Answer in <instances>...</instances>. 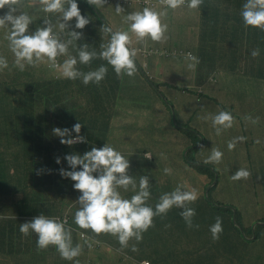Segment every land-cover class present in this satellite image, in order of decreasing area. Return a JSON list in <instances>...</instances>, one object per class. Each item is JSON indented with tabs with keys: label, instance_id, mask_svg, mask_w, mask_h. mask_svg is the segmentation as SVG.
Here are the masks:
<instances>
[{
	"label": "trees",
	"instance_id": "16d2710c",
	"mask_svg": "<svg viewBox=\"0 0 264 264\" xmlns=\"http://www.w3.org/2000/svg\"><path fill=\"white\" fill-rule=\"evenodd\" d=\"M22 1L18 6V13L27 12L31 16L30 33L37 28L45 27V19L51 21L53 32L61 42L71 39L69 35L71 31L83 33L79 40H74L69 46V54L77 56V59V50L84 44L88 45L89 51L95 50L99 54L101 44H106L110 39V34L104 33L101 28V25H110L104 20L106 17L100 11V7L88 4L87 0H78V4L82 15L91 22L84 29H76L74 18L73 21L67 22L69 26L63 32L58 27L60 13H45L39 0ZM187 2L188 0H185V4L181 7H186ZM246 2V0H214L211 8L208 0H203L201 8L190 12L224 13L220 29L227 34H223L222 39L235 34L239 40L246 41L247 45L240 47L236 43L239 47L235 50L222 49L216 53L215 50H201L199 58L205 65L186 59V76L181 77V82H177L180 77L177 76L172 80L173 83L166 77V73L173 68L165 62L175 54L157 57L164 60H158L159 74L154 75L156 71L153 69L151 59L156 56L151 57L149 64L144 66L141 54L137 52L134 58L137 71L133 77L126 74L123 78L118 77L114 68L97 55L87 65L78 62L77 68L88 72L104 65L108 68L105 78L99 84L89 83L88 91L69 89L66 86L84 87L82 79L63 78L60 72L50 68L48 63H41L39 67L26 65L22 72L16 68L15 57L8 47L9 42L5 39L8 29L0 28V56L6 57L9 62V68L0 72L2 88L0 93V264H76L77 260L79 264H141L140 262L146 259L152 264H252L250 259L254 257L258 260L256 264H264V250L257 251L256 256L250 257L246 263L248 258L239 249L241 244L248 241L246 239L251 238L253 234H255L253 242L264 243V223H262L264 218H256L257 211L264 213V139L256 135L264 132V112L263 107H252L256 104L251 100L254 93L260 94L264 90V31L258 27H245L241 12ZM105 4L112 3L107 1ZM6 10H0V15ZM254 49H259V56L255 58L251 55ZM59 58L64 61L67 56H59ZM229 62L234 64L230 66ZM192 63H195V67L190 68L189 64ZM37 68L40 71L34 72L33 70ZM161 75L162 79H160ZM234 75L238 76L241 82L247 81L248 86L244 83L246 88H237V90L229 88L228 82ZM214 77L217 80H214ZM57 80L65 86L54 91L51 87ZM154 83L159 84L153 86ZM121 85H125L123 89L118 88ZM146 85L149 86L147 91H145ZM158 86L166 95L171 87L179 92L182 98L184 93H190L201 99L197 104H190L194 113L189 119L182 121L181 112L176 116L181 118L183 126L188 127V129L180 128V132L184 135V140L181 141L177 151L184 165L183 169L180 168L188 172L189 179L197 177L200 180V183L196 184L197 182L192 183L189 179H185L182 184L186 186L184 190L195 188L198 192L197 200L187 204V207L194 208L196 212L193 217L194 227L189 228L181 217L180 213L183 209L173 206L166 215L153 218L154 226L143 233L142 241L137 242L133 238L127 248H121L116 236L106 233L96 235L91 229H81L75 224V213L80 208L77 199L82 193L74 189L75 181L62 177L59 170L61 168L71 170L64 160L67 154L83 155L93 146L103 147L105 143L112 144L110 140L118 142L119 138L109 139L101 130L109 128L110 136L115 129L116 133L126 127L134 129L136 114L133 115L130 111L135 112L134 107H141L142 104L153 108L154 111L160 108V113L159 110L154 112L157 119L153 127L158 126L155 144L158 147L162 146L163 141L168 144L167 138L163 135L167 134L170 128L163 126V123H168L169 118L165 116L164 110H168L171 106L159 94ZM188 88L191 92H187ZM125 90L133 92L130 98L142 97L143 101L132 104L126 101L120 102L119 98L125 95ZM90 91L93 93L91 97ZM222 94L229 103L227 110L232 113L238 124L237 129H234V135L231 128L222 131H230L234 138L243 136L246 139L238 142L233 152L228 146H226L228 151L220 150L223 152V158L219 164H205L204 160L214 147L209 136L205 135V131L210 130L215 133L216 130L210 119H205L204 125L199 124L202 130H199L193 121L196 116L200 122L203 117L220 112L221 108L215 95ZM167 98L175 106L174 98L172 96ZM62 99L68 101L63 103ZM152 99L153 101H150ZM158 102L163 106L158 105ZM77 106L88 108L87 110L70 109ZM253 108L259 109L255 111ZM99 114H102L103 125L100 120L95 122L96 127L100 128L96 134L88 127ZM243 114L250 115L253 120L258 117V123L246 120L247 116H242ZM170 119L171 122L173 118ZM77 122L83 125L80 135L85 136L87 142H78L71 146L60 143L61 138L53 134V129L56 127L71 129ZM159 126H163L167 131L160 132ZM138 130L140 131V128ZM72 135L75 136L76 133L73 132ZM226 136L228 139L229 136ZM185 140L188 142L185 143ZM185 149L187 151L184 154ZM149 150L153 153L152 166L155 156L158 155L146 145H141L140 148L133 146L129 152L118 150L130 161L128 174L137 184L136 191L139 190L140 180L136 174L144 167V156ZM57 157L61 159L60 164L56 163ZM171 160L176 166L178 165L177 159L171 157ZM159 168L164 169V164L159 165ZM240 168L247 169L251 175L248 179L233 182L231 177ZM37 170H40V174H37ZM158 175L162 177L166 174L158 172ZM180 175L184 176L182 173ZM146 176L152 180L153 177L158 178L152 172L149 175L146 173ZM239 181H242L243 190L240 189ZM246 181H253L255 188L247 189ZM257 182L258 186H256ZM178 185L180 184L177 183ZM150 187L152 184L149 183V190L152 189ZM176 187L168 188V193ZM118 191L127 199L135 194L131 186L127 191L123 188H119ZM244 198H246V206L239 201ZM159 200L160 196L154 199L150 196L146 204L155 210ZM46 210L50 218H59L65 222L66 228L72 229L73 246L76 244L82 246L81 255L74 260L63 259L53 245L38 250L37 234L30 230L29 235L25 236L20 232L21 223L29 222L40 214L45 215ZM218 216L222 218L223 231L218 239H213L210 226L216 223ZM256 221L260 222L253 225ZM195 225L199 227L196 228ZM205 231L206 236L203 234ZM86 241L91 242V248ZM203 242L204 244L208 242V245L203 246ZM133 245L138 251L131 250Z\"/></svg>",
	"mask_w": 264,
	"mask_h": 264
},
{
	"label": "clouds",
	"instance_id": "9594fccd",
	"mask_svg": "<svg viewBox=\"0 0 264 264\" xmlns=\"http://www.w3.org/2000/svg\"><path fill=\"white\" fill-rule=\"evenodd\" d=\"M107 1L129 5L141 4L144 8L142 11L129 13L125 17V22H131L128 31H113L110 25H101L103 32L110 34L109 41L106 44H101L99 54L95 50L89 51L88 45L84 44L77 50V59V56L69 54V46L74 40H79L83 33L71 31L69 34L71 39L67 42H61L58 36L54 34L53 25L49 19H45V27L37 28L30 33L31 16L27 12L18 13L21 0H0V10L7 9L3 15H0V28L8 29L5 39L9 42L8 47L15 57L14 66L22 72L26 65L39 67L41 63H48L49 67L58 70L63 78L71 80L80 78L85 86H90L88 84L92 82L99 84L105 78L108 68L101 65L96 70L83 72L77 68L78 62L87 65L99 55V58L106 60L114 68L118 77L123 78L124 74L129 77L136 74L137 66L134 58L137 56V52L141 54L144 66L149 64V59L153 56L162 57L178 53V50L132 46L133 41L130 33L134 34L139 41H144L145 38L149 37L154 42L165 41L168 25L162 23V17L167 16V10L156 11L155 9L167 7L175 10L184 5L185 0H148L146 2L140 0H133L132 2H125V0H87V3L100 7ZM39 3L43 5L45 13L61 14V18L58 19V27L61 32L69 26L67 22L73 21L74 18L76 29H84L91 22L89 18L82 15L78 0H39ZM202 3L203 0H188L187 6L190 9H197ZM122 10V7H116L117 13ZM241 15L245 27H258L264 31V0H247L243 5ZM104 20L107 23V19ZM144 49L152 50V54H142L141 50ZM185 55L186 59L198 63L191 51L188 50ZM251 55L254 58L258 57L259 49H254ZM59 56H67V58L62 61ZM195 63L189 64V67H195ZM8 68L7 58L0 56V72ZM64 86L57 80L51 88L57 91L63 89ZM66 87L70 88V86ZM73 89H77V87ZM157 89L161 97L169 102L159 86ZM197 99L198 101L201 100L199 96ZM67 101V99L61 100L63 103ZM171 107H174V104L171 103ZM189 108L190 106L187 114L192 115L194 109L190 112ZM258 109L254 110L257 111ZM203 119H211L217 135H220L224 129L232 128L234 123V117L229 111H220L215 115L203 117ZM245 119L251 120L252 123H258L259 120L258 117L254 120L251 117H245ZM173 120L176 122L175 118ZM82 127L83 125L79 122L75 123L71 129L56 127L53 129V134L60 137V143L65 145L71 146L78 142L86 143V137L80 135ZM73 132L76 133L75 136L72 135ZM179 133L181 132L179 131ZM245 139L243 136L233 138L228 142V149L233 150L238 142H243ZM256 142L259 143V141ZM145 157L150 159L151 154L145 153ZM222 158L223 152L213 147L211 154L204 160V163L219 164ZM64 160L67 161L71 170L61 168L59 174L75 181L74 189L82 193L77 199L80 208L74 217L75 224L79 228L91 229L96 235L106 233L116 236L121 248H127L129 241L133 238L137 242L142 241L143 233L154 226L153 218L166 215L173 206L182 208L181 217L189 228L194 227L193 217L196 212L194 208L187 207V204L197 200V190L195 188L184 190L185 185H178L172 192L161 195L159 203L155 205V210H153L146 204L151 195L149 178L141 176L139 190L136 191L137 184L133 177L128 174L130 161L111 144L105 143L103 147L93 146L90 151L83 155L78 153L67 154ZM56 163H61L59 157L56 158ZM163 171L165 174H171L172 169L166 167ZM37 174H40V170H37ZM250 175L251 173L247 169L240 168L232 175L231 179L233 181L248 179ZM129 186L135 194L127 199L121 195L118 189L123 188L127 191ZM195 227L198 228L199 225H195ZM19 230L25 236L29 235L30 230L37 234L38 250L47 249L50 245L56 246L60 256L66 260H74L82 253L80 244L73 246L72 229L66 228L65 222L59 218H49L40 214L29 222L21 223ZM210 231L213 239L219 238L223 231L221 217H216V223L210 226ZM86 242L91 248V242ZM131 250L138 251L135 245L132 246ZM140 263L152 264L147 259ZM76 264H79L78 260Z\"/></svg>",
	"mask_w": 264,
	"mask_h": 264
},
{
	"label": "rangeland",
	"instance_id": "374dc122",
	"mask_svg": "<svg viewBox=\"0 0 264 264\" xmlns=\"http://www.w3.org/2000/svg\"><path fill=\"white\" fill-rule=\"evenodd\" d=\"M140 1L146 2L148 0H140ZM170 46L172 47L170 49L178 50V53L175 55H172L169 58L170 61L172 62L173 69H171V71L169 73H166V77L169 78L168 80H174V79H176L177 76H180V77L186 76V70H185L186 55H185V53L188 50L180 48L181 44L178 41L171 43ZM151 68L152 67H150L149 69L151 70ZM33 71L34 72L40 71V69L37 68V69H34ZM213 79L217 80V79H215V77ZM238 80H239L238 76H236V75L232 76V79L228 82V87L233 89V90H237L238 87H236V85H238ZM241 83H246V85L248 86L247 81H242ZM152 85L157 86L156 83H154ZM124 86L125 85H121L118 88L123 89ZM148 87H149L148 85L145 86V91H147L149 89ZM73 88H75V87L70 86L69 89H73ZM240 88H242V86ZM77 89H85L86 91H88V89H90V88H89V86L84 85V87L80 86ZM1 91H2V88L0 86V93H1ZM169 92H170V95L175 100V106L173 108L170 107L168 110H164L165 116L169 119H168V123H163V126L169 127L170 125L173 124V127L175 128L174 131H176V136L182 137L183 134L179 133L180 128L183 127V128L188 129V127L183 126L181 124V118H177L176 116H177L178 112H181L180 114L182 117V121L189 119L192 115L187 114L188 107L190 106V104L192 105V101H195L196 103H198L199 101L197 99V95H194V94L191 95L190 93H187V94L184 93L183 97H186V99H183L182 95L177 91H173L171 87L169 89ZM187 92H191V89L188 88ZM132 93H133L132 91L127 90L125 92V95L123 97H121L122 99L119 98V101L120 102L126 101V102H130L131 104L143 101L142 97L140 99L130 98L129 96ZM92 94L93 93L90 91L89 92L90 97ZM252 94L253 93H251V95ZM164 95L166 97L168 96L165 93H164ZM86 98H88V96ZM215 98H216V101L220 103V104L218 103V106L221 108V111H228L227 109H228L229 103L227 102L226 97L222 94V95H218V96L215 95ZM253 99H251V100L254 101L256 105L252 106V107H263L262 111L264 112V90H262L260 92V94L257 92L254 93ZM150 101H153V99ZM169 102H167V103L171 106L172 102L171 101H169ZM158 105H160L161 107L163 106L160 102H158ZM77 108H81V110H87L88 107L77 106L75 108H70V109H77ZM90 108L91 107H89V109ZM134 109H136L135 112L130 111V113H132L133 115H134V113L136 114V116L134 117V119H135L134 129L126 127L123 131L118 132V133H116L117 130L115 129L114 132L112 133V135H110V136H109V134H110L109 128H107V129L103 128L101 130V132H103V133L105 132V135L109 139H113L112 137L119 138L118 142H114V141L110 140V142L112 143L111 145L114 148H116L117 150H125L126 152H129V149H132L133 146H135L136 148H140L141 145H146L158 155V157L155 156L153 165L151 166V169H150V172H152V174L158 178L153 177L154 180H152L150 177H148L149 183L152 184V187H150L152 189L150 191L153 192L150 196L154 199V198H157L158 196L161 197V195H163L164 193H168V191H169L168 188L176 187L177 183L182 185L184 183L185 179H189L188 178V172L177 167L176 164L173 163L171 160V153L167 152L168 150L173 151V152L176 150H179L181 141H183V139L182 138L178 139L176 137L173 139V137L170 136V138L173 140L170 141L168 144L164 143L165 141L162 140L163 141L162 146L161 147L156 146V144H155L156 137H154V136L156 135L157 132H156L155 128L153 127V124L155 123L157 117L154 115V112L158 111L160 108H157L154 111L153 108L148 107L145 104H142L141 107H138V108L134 107ZM208 116H210V115H208ZM242 116L250 117V115H248V114H243ZM256 116H258V115H256ZM170 117L173 119L177 118V123L173 119L170 122V120H171ZM97 120H100L102 122V125H103L102 114H99L97 116V119L92 120L91 125L88 127V129H90L92 132H94L96 134H98L99 129H100V128L96 127V125H95V122ZM210 122L212 124L211 119H210ZM193 124L196 125L199 128V130H202L201 125H204L205 123L203 121L199 122V118L196 116L194 118ZM199 124H201V125H199ZM207 127H210V126H207ZM237 127H238V124L236 123V120L234 117V123H233V126L231 128L233 131V135H234V129H237ZM138 128H140V131L138 130ZM205 132L209 136V140H211V143L213 145H215L214 147L218 148L219 150L225 149V151H228V149H226L227 143L229 142V140H232L234 138L230 131L229 132L222 131L220 135H217V134L215 135L216 132L213 133L210 130H208V131L206 130ZM152 133L154 136L152 135ZM179 134H181V135H179ZM226 135L229 136L228 139H227ZM158 148L161 150H164V151H161ZM186 151H187V149L184 150V154ZM161 164H164L165 168L166 167L171 168L172 169L171 174H166V175H163L162 177H159L158 172L164 173V171H163L164 169L159 168V165H161ZM180 173H182L184 176L180 175ZM141 176H146L145 170H141L139 177L141 178ZM189 180L192 183L198 182L195 179V177H193L192 179H189ZM233 182H235V181H233ZM214 183H215V181H214ZM239 183L241 184L240 189L243 190L242 181H239ZM253 184H255L253 181H249V182L246 181L245 186L247 187V189H253V188H255ZM257 184H258V182L256 183V186H258ZM220 194L221 193L219 192L218 195H220ZM206 198H207V196H206ZM239 201L242 202L244 205L246 204V198L240 199ZM44 214H45V216L49 217L48 216V210H46V213H44ZM256 218H264V213L257 211ZM259 222L260 221H256V222H254L253 225H255V223L257 224ZM262 223H264V222H262ZM205 233H206V231L203 232L204 236H206V234H207V233L206 234ZM254 238H255V234H253L251 236V238H247L246 240H248V241H244V243H242L240 248H239L242 250L243 254L248 258L246 260V263L249 261L250 257L256 256L257 251H259L260 249L264 250V243L262 241L253 242L252 240ZM247 242H250V244ZM205 244L208 245V242H206ZM205 244H204V242L202 243L203 246ZM257 262H258V260L255 259V257L250 259V263H252V264H256ZM112 264H116V263H112ZM127 264H130V263H127Z\"/></svg>",
	"mask_w": 264,
	"mask_h": 264
},
{
	"label": "crops",
	"instance_id": "0c3cea01",
	"mask_svg": "<svg viewBox=\"0 0 264 264\" xmlns=\"http://www.w3.org/2000/svg\"><path fill=\"white\" fill-rule=\"evenodd\" d=\"M212 1L214 0H210V1L208 0L209 5H211V8H212ZM22 2L23 1L21 0V3ZM117 6H120L123 9L120 13L116 12ZM201 7L202 5L199 6V8ZM143 8L144 7H142L141 4L129 5V4H122V3H112V4H104L103 6H100V11L104 14V16L107 19V22L111 25L114 31H118V30L128 31L129 24L131 22H125V17L129 13H132L135 11H142ZM204 8H207V7L204 6ZM155 10L156 11L167 10V16L162 17V23H165L168 25V31L165 33L166 40L163 42H154L149 37V38H145L144 41H139L135 37L134 34L130 33L131 39L133 41V43L131 44L132 46L142 47V48L143 47L153 48V49H159V50H172L170 49L172 48L170 44L178 41L181 44L180 48L191 51L194 54V56L197 58L198 62L202 65H205L203 62L200 61V58H199L200 57L199 54L201 50L203 49H207L210 51L215 50L214 52L216 53V51H220L222 49L235 50L239 46L241 47V46L247 45L246 41L239 40L235 34L228 36L224 40L222 39V35L227 34L225 31H222L220 29V26L222 25V16L224 13H201V12L190 13L192 10H195V9H190L187 6L184 8L181 7L175 10L170 9V8H164V7H160ZM236 43H238L239 46H237ZM157 57L158 56L151 59L153 61L152 62L153 69H155L156 71L154 75L159 74V70H157V68H159L160 66L158 63V60H162V61L164 60V59H158ZM165 63L173 68L172 62L170 60ZM228 64L232 66L234 63L229 62ZM160 79H162V75ZM181 81L182 79L181 77H179L177 79V82H181ZM241 86L242 88H246V85L244 83H241L240 80H238L237 87L240 88ZM172 90L175 91L174 89ZM168 96H171L170 92L168 93ZM183 99H186V97H183ZM192 104H197V103L195 101H192ZM192 110L193 109L189 108L190 112ZM160 111L161 110H159L158 113H160ZM201 121L206 123L205 119H201ZM154 128L156 132H158V126H154ZM159 128H160V132H162V130L167 131L163 126H159ZM169 128H170V131H168L167 134L163 135L167 138L168 143L172 141L175 137L178 139L182 138L184 140V137H183L184 135L182 137L176 136V131H174L175 129L173 128L172 125H170ZM256 135H260L264 139V132L262 134L256 133ZM157 136L158 135L156 133L154 137L157 138ZM170 136H172L173 139H171ZM186 142H188V140H185V143ZM177 151L178 150H176V152L174 151L173 153V152H170V150H168L167 152L171 153V157H174L175 159H177L178 161L177 166L179 168L182 167L183 169L184 165L182 164V160L178 157L179 155ZM231 152H233V150H231ZM147 153H150L151 156L153 154L151 150H149ZM151 158L148 159L145 157V165L142 169H140V170L148 169L146 172L148 175L150 174L149 171L151 169V163H152ZM137 162H140V161L137 160ZM140 173L141 171L136 174L137 177H139ZM195 179L198 181L196 184H199L200 180L197 177H195Z\"/></svg>",
	"mask_w": 264,
	"mask_h": 264
},
{
	"label": "built area",
	"instance_id": "2783aa9c",
	"mask_svg": "<svg viewBox=\"0 0 264 264\" xmlns=\"http://www.w3.org/2000/svg\"><path fill=\"white\" fill-rule=\"evenodd\" d=\"M133 0H125V2H132ZM141 52H142V54H144V55H150V54H152V50H146V49H144V50H141Z\"/></svg>",
	"mask_w": 264,
	"mask_h": 264
}]
</instances>
